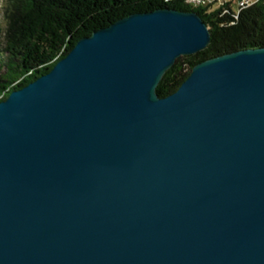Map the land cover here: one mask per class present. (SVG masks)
I'll return each mask as SVG.
<instances>
[{
	"label": "water",
	"instance_id": "1",
	"mask_svg": "<svg viewBox=\"0 0 264 264\" xmlns=\"http://www.w3.org/2000/svg\"><path fill=\"white\" fill-rule=\"evenodd\" d=\"M209 41L134 13L0 100V264H264V48L155 92Z\"/></svg>",
	"mask_w": 264,
	"mask_h": 264
},
{
	"label": "trees",
	"instance_id": "2",
	"mask_svg": "<svg viewBox=\"0 0 264 264\" xmlns=\"http://www.w3.org/2000/svg\"><path fill=\"white\" fill-rule=\"evenodd\" d=\"M14 34L7 43L14 65L0 76V100L47 73L75 44L93 32L134 13L173 9L196 13L208 29L207 46L183 56L164 73L155 92L173 93L196 64L246 49L264 48V0L241 10L237 19L215 10L204 14L183 0H9ZM188 73H183V65Z\"/></svg>",
	"mask_w": 264,
	"mask_h": 264
},
{
	"label": "rangeland",
	"instance_id": "3",
	"mask_svg": "<svg viewBox=\"0 0 264 264\" xmlns=\"http://www.w3.org/2000/svg\"><path fill=\"white\" fill-rule=\"evenodd\" d=\"M211 2L201 3L200 5H195L194 7L190 4L195 3L193 0L184 1V4L189 6L192 9H201L204 14H209L215 10H221V14H230L231 17L235 16L241 10L253 5L249 3L247 7L240 8V0H209ZM259 2V1H258ZM240 8V9H239ZM239 9V11H238ZM14 11L11 6V1L9 0H0V76L4 75L9 71L11 65H14L16 60L11 55V50L7 48V43L12 38L14 34ZM235 19V17H233ZM183 56L177 58V60L182 59ZM182 72L188 73V67L186 64L183 65Z\"/></svg>",
	"mask_w": 264,
	"mask_h": 264
},
{
	"label": "built area",
	"instance_id": "4",
	"mask_svg": "<svg viewBox=\"0 0 264 264\" xmlns=\"http://www.w3.org/2000/svg\"><path fill=\"white\" fill-rule=\"evenodd\" d=\"M184 1H190V0H184ZM195 3H192V4H190V5H192L193 7L195 6V5H200L201 3H205V2H211V1H209V0H193ZM214 1V0H213ZM258 2V1H261V0H240L239 1V6H240V8H245V6L247 7V5H249V3H253V2ZM239 8V9H240ZM239 9H238V11H239ZM239 13V12H238ZM238 13L235 15V16H233V17H235V19H237V17H238Z\"/></svg>",
	"mask_w": 264,
	"mask_h": 264
}]
</instances>
